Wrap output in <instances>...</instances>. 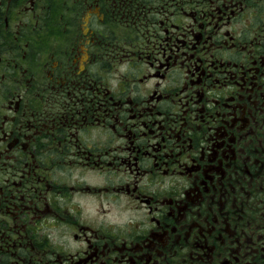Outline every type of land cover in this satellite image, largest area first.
I'll list each match as a JSON object with an SVG mask.
<instances>
[{
    "label": "flooded vegetation",
    "instance_id": "flooded-vegetation-1",
    "mask_svg": "<svg viewBox=\"0 0 264 264\" xmlns=\"http://www.w3.org/2000/svg\"><path fill=\"white\" fill-rule=\"evenodd\" d=\"M0 264H264V0H0Z\"/></svg>",
    "mask_w": 264,
    "mask_h": 264
}]
</instances>
